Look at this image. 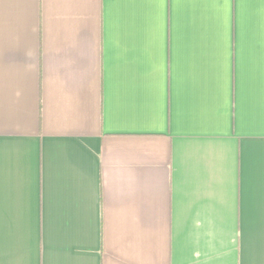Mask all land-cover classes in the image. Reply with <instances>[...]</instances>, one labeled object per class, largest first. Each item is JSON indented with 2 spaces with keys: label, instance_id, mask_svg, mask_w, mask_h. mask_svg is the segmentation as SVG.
I'll return each instance as SVG.
<instances>
[{
  "label": "crops",
  "instance_id": "1",
  "mask_svg": "<svg viewBox=\"0 0 264 264\" xmlns=\"http://www.w3.org/2000/svg\"><path fill=\"white\" fill-rule=\"evenodd\" d=\"M162 2L0 0V264H264L255 17Z\"/></svg>",
  "mask_w": 264,
  "mask_h": 264
},
{
  "label": "clouds",
  "instance_id": "2",
  "mask_svg": "<svg viewBox=\"0 0 264 264\" xmlns=\"http://www.w3.org/2000/svg\"><path fill=\"white\" fill-rule=\"evenodd\" d=\"M185 3L202 19L211 22L217 30L227 27L235 14L241 27L242 59L249 47L246 24L249 17L254 16L256 26L251 37L254 51L250 60L264 78V0H254L253 3L243 2L238 7L234 6L233 0H185ZM234 7H236L235 13ZM149 8L150 16L156 19L162 15L164 3L162 0H149Z\"/></svg>",
  "mask_w": 264,
  "mask_h": 264
}]
</instances>
